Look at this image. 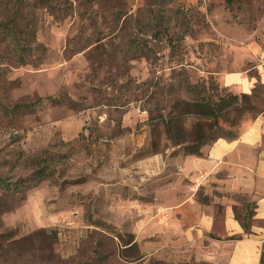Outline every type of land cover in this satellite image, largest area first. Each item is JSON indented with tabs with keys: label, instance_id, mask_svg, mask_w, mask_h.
<instances>
[{
	"label": "rangeland",
	"instance_id": "1",
	"mask_svg": "<svg viewBox=\"0 0 264 264\" xmlns=\"http://www.w3.org/2000/svg\"><path fill=\"white\" fill-rule=\"evenodd\" d=\"M187 83L246 94L224 137L264 115V0H0V264H211L158 250Z\"/></svg>",
	"mask_w": 264,
	"mask_h": 264
},
{
	"label": "crops",
	"instance_id": "2",
	"mask_svg": "<svg viewBox=\"0 0 264 264\" xmlns=\"http://www.w3.org/2000/svg\"><path fill=\"white\" fill-rule=\"evenodd\" d=\"M226 82L247 90L251 77L241 71L227 75ZM201 152L160 159L168 181L161 188L166 199L155 216L159 254L211 264H260L264 252V115L247 122L235 138H218Z\"/></svg>",
	"mask_w": 264,
	"mask_h": 264
},
{
	"label": "trees",
	"instance_id": "3",
	"mask_svg": "<svg viewBox=\"0 0 264 264\" xmlns=\"http://www.w3.org/2000/svg\"><path fill=\"white\" fill-rule=\"evenodd\" d=\"M181 70L172 72L174 76H177ZM159 83V81H152L149 86L157 87ZM177 86L183 85L179 82ZM169 87L172 90L174 86L170 83ZM186 87L190 88L191 92H195L196 96L175 99L172 105L158 116L166 139H169L173 146L182 147L185 155H200L204 145L211 144L218 138H227L223 136L224 132H228L223 130V111L228 108L238 109V100L245 98L246 94L243 93L239 97L236 94L224 96L217 93H205L206 86L197 83H187ZM158 92L156 89L150 96L153 98ZM187 120L190 122L187 123ZM228 122L233 124L232 121ZM260 264H264V252L261 255Z\"/></svg>",
	"mask_w": 264,
	"mask_h": 264
}]
</instances>
